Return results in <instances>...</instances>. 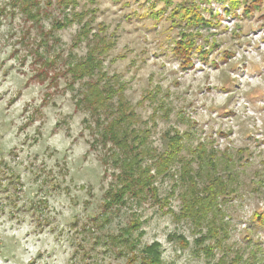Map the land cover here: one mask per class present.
<instances>
[{
  "label": "rangeland",
  "instance_id": "374dc122",
  "mask_svg": "<svg viewBox=\"0 0 264 264\" xmlns=\"http://www.w3.org/2000/svg\"><path fill=\"white\" fill-rule=\"evenodd\" d=\"M59 1L0 0V264H138L152 243L161 264H264V0L249 4L250 16L200 3L214 26L199 31L205 60L196 52L186 69L170 52L168 12L155 20L144 0ZM84 10L95 16L88 30L74 17ZM96 34L112 42L101 72L123 84L135 128L149 130V154L140 147L134 162L103 144L110 119L85 102L98 72L75 70ZM174 131L235 160L238 192L219 202L212 229L182 217L179 163L153 176L157 202L142 181V193L116 197L130 162L154 175Z\"/></svg>",
  "mask_w": 264,
  "mask_h": 264
},
{
  "label": "trees",
  "instance_id": "16d2710c",
  "mask_svg": "<svg viewBox=\"0 0 264 264\" xmlns=\"http://www.w3.org/2000/svg\"><path fill=\"white\" fill-rule=\"evenodd\" d=\"M79 0H60L59 4L67 7H75V4ZM95 2L96 0H84ZM118 2V0H112ZM120 1V0H119ZM146 4L153 11L150 14L155 20L160 19L161 16L168 12L169 19L172 21V29H174L175 37L171 42V55L181 69L191 67L193 63L194 53H200L201 61L205 60L206 53L201 51L202 46L198 44V40L202 37L200 30L214 26L213 20L215 16H212L210 10L199 7L200 3L209 4L210 2H216L221 5L223 11L227 14L234 15L236 10L244 7L241 12L247 16L252 15L253 12L248 11L249 4L262 3V0H144ZM158 5L162 6V9L156 10ZM95 9V8H94ZM3 11H1L2 13ZM204 12L208 13L210 19H206ZM92 11L84 10L83 14L75 15L79 22L87 18L88 22L84 28L88 30L89 24L94 22V14H90ZM89 16V17H88ZM99 32L105 31L103 25H98ZM97 29V31H98ZM85 36V35H84ZM99 35L93 36L92 39H96L95 48L90 49L87 58L80 62L75 68L79 73V78L82 76L92 77L93 71L97 73V80L87 84V90L85 91V102L95 111H104V115L110 119L109 125L103 129L100 133V137L104 138L103 144L107 141L112 142L118 147V151L133 154L132 162L134 158L142 155L139 151L140 147H146L144 154H149V148L146 146L147 135L149 130H139L135 128V124L138 122V115L132 110L130 104H128L122 96L123 84H118L115 80L114 83L105 77V74L101 72L102 59L100 58L102 53L112 45V42H104ZM201 51V52H200ZM102 84V86H101ZM115 98H117L115 100ZM115 101H114V100ZM160 104L156 106L157 112H162L161 116L166 117L170 113V107L166 103L159 101ZM96 113V112H92ZM185 138L178 131H174L170 136L166 135L165 149L161 153H157L156 164H154V175L150 174L149 168L133 167L134 163L130 162L132 168L135 170L129 175H120V179L127 185L122 186L119 190L121 194L116 197L121 198L125 195V192H131L133 189H137L136 194L143 192L139 190V185L136 182L142 181L144 185L149 186L148 192L151 193V197H157V189L152 185L154 180L153 176L156 173L164 175L169 172L170 168L179 163L181 165V181L184 187L183 195L181 196V212L182 217L191 221L195 228L202 227L212 229L216 224L221 223L222 209L219 206V202L227 199L229 195L237 194L236 183H238L237 172L235 168V160L233 155L222 153L219 155L213 148H208L205 143H198L195 146L187 144L189 140L188 136ZM137 144V145H136ZM242 151H237L241 153ZM185 153V154H184ZM133 175V176H132ZM134 177L137 179L133 180ZM148 180V181H147ZM141 192V193H142ZM231 193V194H229ZM165 203V202H164ZM263 218V217H262ZM263 225V221L258 222ZM222 229L225 230L222 226ZM219 233H224L218 232ZM213 234V231H212ZM205 255H208L211 251V247L201 248ZM255 258L254 254H252ZM138 258V264H161L159 255L156 254V244L152 243L150 246H146L140 251Z\"/></svg>",
  "mask_w": 264,
  "mask_h": 264
}]
</instances>
